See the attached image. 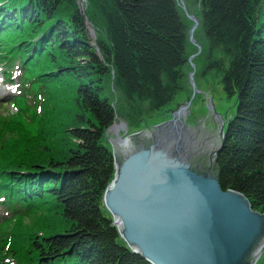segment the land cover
I'll return each instance as SVG.
<instances>
[{"label":"trees","instance_id":"1","mask_svg":"<svg viewBox=\"0 0 264 264\" xmlns=\"http://www.w3.org/2000/svg\"><path fill=\"white\" fill-rule=\"evenodd\" d=\"M185 2L198 7L201 76L215 75L236 97L221 184L264 213V0ZM86 3L84 14L79 0H0V55L10 50L29 70L21 92L37 85L48 106L37 135L20 128L6 143L0 132V206L9 216L0 226L43 213L25 231L3 232L0 264H151L131 252L103 205L115 168L107 129L118 119L139 129L186 89L193 21L179 0ZM11 144L22 153L13 161L4 156L15 153Z\"/></svg>","mask_w":264,"mask_h":264},{"label":"water","instance_id":"2","mask_svg":"<svg viewBox=\"0 0 264 264\" xmlns=\"http://www.w3.org/2000/svg\"><path fill=\"white\" fill-rule=\"evenodd\" d=\"M184 11L196 43L199 18ZM177 106L171 118L125 136L124 124L107 129L117 139L104 208L131 252L151 264H263L264 213L220 181L229 118Z\"/></svg>","mask_w":264,"mask_h":264},{"label":"rangeland","instance_id":"3","mask_svg":"<svg viewBox=\"0 0 264 264\" xmlns=\"http://www.w3.org/2000/svg\"><path fill=\"white\" fill-rule=\"evenodd\" d=\"M179 1L183 8L186 7L188 15L191 14L197 16L195 12L198 10V7H188L186 6L185 0H183L184 5L181 3V0ZM79 4L80 9L85 14L87 7L86 0H79ZM197 17L199 18V16ZM199 28L200 27L198 25V28L194 32L193 36L196 43L190 42V45L187 48L190 59V64L187 68L188 86H186L185 90L181 91V93L171 103L170 107L149 116L145 121H143L141 127L149 126V124L171 118L170 110L176 109L178 104L187 105L188 114L209 112L215 118L218 117L219 121L220 118L226 120L227 118L230 119L235 115L236 97H228L227 94L223 92L222 85L217 81L215 75L208 74L201 76L204 64L200 60H197V58L200 54H202L205 43L204 40L201 39L200 35L195 37ZM88 31L92 35V42L94 43L97 38V33L95 32L93 25L90 23ZM197 44H200L201 50L197 47ZM10 53L11 51L9 50L4 55H0V132H5L4 135H6V143L11 142L10 138H17L20 136L18 134V132H20V128H22L23 131L30 136L37 135L39 129L36 120L42 116V113L45 110L44 107H48L46 105L47 96L42 90H39L37 85H31L25 92H21L20 89L22 88V85L19 86V84L25 80L24 78H26L27 75L26 71L29 70L22 72V69L19 68V60H16L14 55L10 57ZM4 61L7 62L4 63ZM11 71H13V75L11 74L13 79L8 80L6 76L10 75ZM32 71L34 72L35 70ZM192 73H194L193 79L195 87L190 83V74ZM111 89L116 95L114 89L112 87ZM116 124L125 125L123 129H119L118 135L120 136L128 135V133L135 130L129 126V121H125L124 119H118ZM116 139L117 135L115 132L110 131L107 133L108 142L112 141L110 142L111 147L112 144L116 143ZM8 146L13 147L16 151L14 154L4 155L6 160L10 159L13 161V158L18 156V154L22 156V153H19L20 147H17V145L14 144ZM1 160L2 156L0 157V165L6 166ZM4 216L9 217L6 209L0 206V217ZM42 216L43 213L36 212L30 217L21 218L22 220L16 219L12 221L10 225H6L4 227L0 226V242H4L6 240L2 237L4 231L8 232L14 227L17 230L16 232H20L21 230L25 231V229L30 228L33 223L39 221ZM20 226H22V228L18 229ZM5 252L6 249L3 250V254Z\"/></svg>","mask_w":264,"mask_h":264},{"label":"bare ground","instance_id":"4","mask_svg":"<svg viewBox=\"0 0 264 264\" xmlns=\"http://www.w3.org/2000/svg\"><path fill=\"white\" fill-rule=\"evenodd\" d=\"M91 28V27H90ZM217 119H218V117H216ZM220 122H222V118H220ZM29 261H30V259H29Z\"/></svg>","mask_w":264,"mask_h":264}]
</instances>
